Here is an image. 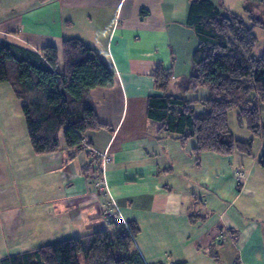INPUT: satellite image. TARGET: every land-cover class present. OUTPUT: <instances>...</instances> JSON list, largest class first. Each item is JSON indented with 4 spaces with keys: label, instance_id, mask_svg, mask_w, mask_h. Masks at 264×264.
<instances>
[{
    "label": "crops",
    "instance_id": "0c3cea01",
    "mask_svg": "<svg viewBox=\"0 0 264 264\" xmlns=\"http://www.w3.org/2000/svg\"><path fill=\"white\" fill-rule=\"evenodd\" d=\"M192 1L0 0V43L10 42L34 52L54 47L62 63L64 41L79 39L115 72L112 88L90 93L98 120L106 129L85 133L84 148L75 152L73 159L63 140L60 153L37 156L45 175L54 180L60 176L65 186L69 179L63 183L60 173L66 167L70 180L75 177L73 185L80 183L83 192L81 196L63 193L54 201H67V205L58 206L63 212L52 208V218L61 219L66 226L63 232L56 230L59 236L51 243L77 237L74 225L81 227L83 220L86 226L82 230L89 234L108 228L100 213L103 207L105 212L109 208L103 197L97 198L88 175L93 171L96 178L101 168L107 198L115 205L116 214L125 223L136 222L141 230L135 245L146 264H264V220L246 218L234 208L243 198L246 207L252 206L258 193L251 183L255 166L244 167L242 154L222 157L204 153L198 160L192 152L195 142L183 146L173 137L159 135V125L147 116L149 97L162 95L155 90L158 68L172 71L169 94L174 96L180 94L178 83L192 73L193 54L199 46L187 25ZM208 1L222 12L242 18L253 9L264 22V0ZM259 30L264 32L255 30L258 44ZM256 53L261 56L264 45ZM209 97L206 89L187 96L191 102ZM194 110L197 115L203 112L199 104ZM90 151L108 154L112 162L105 166L95 163ZM74 159L79 172L68 167ZM238 169L246 174L240 193ZM194 186L204 188L205 194L197 196ZM72 209L77 212L71 213ZM228 228L238 229L237 238Z\"/></svg>",
    "mask_w": 264,
    "mask_h": 264
},
{
    "label": "trees",
    "instance_id": "16d2710c",
    "mask_svg": "<svg viewBox=\"0 0 264 264\" xmlns=\"http://www.w3.org/2000/svg\"><path fill=\"white\" fill-rule=\"evenodd\" d=\"M246 13L242 18L222 12L208 0H193L187 25L199 46L191 75L178 83L180 94L174 96L169 94L172 71L161 67L154 74L155 90L162 95L149 97L148 119L159 125L161 136L173 137L183 146L194 141L192 152L198 160L204 153L252 156L253 140L239 141L230 129L232 112L241 126L246 124L253 137L264 142V53L257 55L255 35L256 29H264V22L250 10ZM114 83L112 67L79 39L64 41L62 63L54 47L34 52L0 43V85H9L22 102L36 156L60 153L63 140L73 159L84 148L85 133L106 129L90 93ZM201 89L209 92L208 99L188 100V94ZM196 104L203 108L200 115L194 110ZM259 165L264 170V148ZM104 200L111 203L107 197ZM107 208L112 209L107 229L7 257L0 264H80L81 256L86 264H146L135 245L141 231L138 224L123 222L115 208Z\"/></svg>",
    "mask_w": 264,
    "mask_h": 264
},
{
    "label": "rangeland",
    "instance_id": "374dc122",
    "mask_svg": "<svg viewBox=\"0 0 264 264\" xmlns=\"http://www.w3.org/2000/svg\"><path fill=\"white\" fill-rule=\"evenodd\" d=\"M250 11L253 12L258 20H262L261 14L253 9ZM257 36L259 44L256 51L260 50L264 45V32L261 30L257 31ZM6 88L10 90L9 85L0 87V261L7 257L34 251L36 248L51 243L54 237L59 236L56 230L61 229V232H63L66 226L61 219L55 220L52 218V208L62 206L64 203L67 205V201L63 203L54 201L62 198L61 195L63 193L64 196H81L83 194L80 183L78 186L73 185L75 177L70 180L72 176L66 171V167L63 168L62 174L60 173L61 177L64 178L63 183L69 179L65 186L61 183L59 175L57 177L59 181L57 179L54 180L40 170L41 160L32 151L21 104L12 91L8 93ZM230 127L237 140L243 142L253 140L252 156L243 155L246 158V161H244L246 166L244 167H247V164L248 167L251 165L255 166V178L252 179L251 183L254 185L253 190L256 192L257 189L258 191L256 197L250 203L252 206L246 207L247 202L243 198L235 204L234 208L242 211L246 218L257 216L259 219L261 217L264 220V170L259 165L264 142L261 139L254 138L246 124L241 126L237 122L235 112L230 114ZM78 166V160H75L68 167H73L79 172ZM239 173L246 175L245 171L238 169L236 172L239 184H243L245 183V176L241 180ZM88 175H90L97 198L100 196L106 198L104 193L100 192L101 189L103 190V186L100 187V180L102 179L101 168L96 172V178L93 171L89 172ZM191 184H194L193 180ZM194 188L195 190L198 188L195 194L197 193L196 195L199 197L206 192L204 188L199 186H194ZM239 191L237 189V193ZM70 204L72 205V203ZM73 210L77 212L76 209H72L71 213H73ZM104 210L103 207L100 214L104 224L108 225L110 221L108 216L105 215L107 212L105 213ZM56 211L63 212L64 210H62V207H58ZM80 224H82L81 227L74 225L78 229L76 231L77 237L85 236L88 233L86 229H84V232L82 230V227L86 226L85 220L80 222ZM44 230L47 233L40 235ZM49 231L53 235L48 233ZM54 231H56L55 234ZM228 232L230 235H235L236 238L239 235L237 228H228ZM45 238H50V240L45 241ZM69 238L73 237L70 236ZM80 264H86L83 256L80 257Z\"/></svg>",
    "mask_w": 264,
    "mask_h": 264
},
{
    "label": "built area",
    "instance_id": "2783aa9c",
    "mask_svg": "<svg viewBox=\"0 0 264 264\" xmlns=\"http://www.w3.org/2000/svg\"><path fill=\"white\" fill-rule=\"evenodd\" d=\"M90 154H91V157H92L93 161L95 163H100L102 166H105V165L110 164L112 162V158L108 154H100V153H97V152H94V151H90ZM239 178L241 180H243L244 179V174L239 173ZM100 182H101L100 187L103 186V190L100 188L101 189L100 192L104 193L105 197L109 196L107 185H106V183L104 181L103 176H102V179L100 180ZM107 206H110L111 208L115 207V205L112 202L109 203ZM105 215L108 216V219L111 217V213L108 212V211H107V214H105Z\"/></svg>",
    "mask_w": 264,
    "mask_h": 264
}]
</instances>
